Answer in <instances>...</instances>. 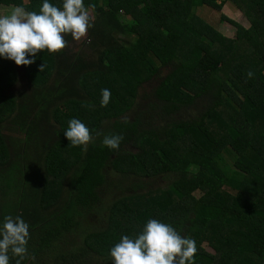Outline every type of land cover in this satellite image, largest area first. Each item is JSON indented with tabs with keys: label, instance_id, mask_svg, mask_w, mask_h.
I'll return each instance as SVG.
<instances>
[{
	"label": "trees",
	"instance_id": "1",
	"mask_svg": "<svg viewBox=\"0 0 264 264\" xmlns=\"http://www.w3.org/2000/svg\"><path fill=\"white\" fill-rule=\"evenodd\" d=\"M43 2L0 0V12L39 13ZM227 4L250 28L222 14ZM84 5L88 48L74 50L79 42L64 34V49L37 53L32 65L0 57V226L6 216L29 225L21 264H114L110 250L151 219L195 240L193 264H264V0ZM73 118L90 131L86 151L64 135ZM10 128L25 140L13 143ZM109 134L124 137L117 150L103 146ZM157 179L165 187H149Z\"/></svg>",
	"mask_w": 264,
	"mask_h": 264
},
{
	"label": "clouds",
	"instance_id": "2",
	"mask_svg": "<svg viewBox=\"0 0 264 264\" xmlns=\"http://www.w3.org/2000/svg\"><path fill=\"white\" fill-rule=\"evenodd\" d=\"M89 19L84 0H63L62 8L44 0L39 13L15 6L0 15V57L14 61L17 66L32 65L37 53L47 50L55 54L64 49V34H71L75 41L84 37L91 26ZM45 68L44 63L40 64L39 72ZM253 76L252 71L247 73L248 79ZM110 97V90L102 89L101 107L108 105ZM64 135L70 146H84L85 151L92 139L85 124L75 118L68 122ZM123 139L122 135L109 134L104 136L102 144L117 150ZM28 240L29 225L19 216H6L0 226V264H9V253L18 257L16 264H21L27 255ZM196 251L195 240L182 237L171 226L151 219L136 238L122 236L110 250V256L114 264H193Z\"/></svg>",
	"mask_w": 264,
	"mask_h": 264
},
{
	"label": "rangeland",
	"instance_id": "3",
	"mask_svg": "<svg viewBox=\"0 0 264 264\" xmlns=\"http://www.w3.org/2000/svg\"><path fill=\"white\" fill-rule=\"evenodd\" d=\"M221 3V2H220ZM12 8H6L3 7V9H1V14L0 15H4L7 14ZM87 9V8H86ZM88 13H89V18L93 17V12L89 9ZM226 16H228L229 18H231L232 20H234L235 22H238L241 26L245 27V28H250V23L249 21L243 16V14L233 5V4H227V6L225 7L224 12L222 13ZM198 15H200L202 18L205 19V21L209 24L212 25L214 28H216L217 30H219L221 33H223L224 35H227L233 39L236 38V34H237V30L236 27L228 24V23H222V18H221V14L220 13H216L211 9L208 8H202L200 9ZM79 43L76 44L73 47L74 50L78 51L80 50V48H88V42H87V34L82 37L79 41ZM87 42V46L84 47V44ZM87 50V49H86ZM21 74H24V69L21 68L20 70ZM25 81L24 79H21V82ZM156 86V83H152V85H148L145 87L146 91L145 93L141 92L140 96L142 95V97L144 95H148L151 91V89L153 87ZM18 90H22V91H26V93L30 94L31 90L28 88V86H23V87H18ZM6 134L9 136V138L12 140L13 143L16 142H23L25 140V137L22 134L17 133L15 130L12 131V128H10ZM117 175H113L110 179L111 182H115L117 180V178L115 177ZM117 184V183H116ZM149 187L153 188H158V187H165V185L167 184V182L165 180H155V181H150L149 183ZM120 194V191H116L113 190L110 192V195H106L103 197V201L105 204L110 205V203L113 202V198ZM112 201V202H111ZM102 215H98L96 214L95 217H93V221L94 222H98V223H102ZM90 224H92V222H90Z\"/></svg>",
	"mask_w": 264,
	"mask_h": 264
}]
</instances>
